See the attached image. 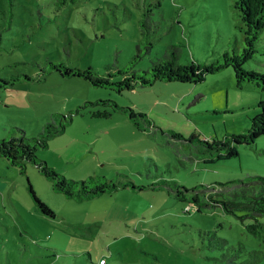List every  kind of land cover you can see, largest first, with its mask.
<instances>
[{"label":"rangeland","instance_id":"rangeland-1","mask_svg":"<svg viewBox=\"0 0 264 264\" xmlns=\"http://www.w3.org/2000/svg\"><path fill=\"white\" fill-rule=\"evenodd\" d=\"M233 1L0 0V138L13 135L14 127L32 137L51 113L73 110L65 130L38 156L68 178L125 180L122 173L144 186L75 200L55 191L34 164L22 173L0 156V264H99L101 258L106 264H226L224 250L210 247L216 236L244 244L237 261L251 249L264 250L237 215L219 206L196 210L174 191L177 184L264 175V135L239 145L237 156L214 161L216 151L192 137L245 132L264 91L254 83L237 86L231 66L200 82L158 80L117 91L63 75L49 63L92 66L120 80L118 69L141 72L172 44L182 63L213 61L234 43L242 48ZM256 48L244 67L264 72V32ZM9 77L16 79L5 85ZM98 99L144 111L154 126L143 122L140 129L124 112L92 116L96 105L74 111ZM29 183L55 217L39 210ZM253 264H264V257Z\"/></svg>","mask_w":264,"mask_h":264},{"label":"trees","instance_id":"trees-1","mask_svg":"<svg viewBox=\"0 0 264 264\" xmlns=\"http://www.w3.org/2000/svg\"><path fill=\"white\" fill-rule=\"evenodd\" d=\"M233 7L237 16L236 26L243 36L242 48L240 49L238 44L234 43L231 48L224 50L219 58L210 62L192 60L182 63L178 60V46L172 44L162 56L153 60L151 65L141 72L131 71L129 68L118 69V72L123 75L120 80H113L112 72H108L107 75L99 74L92 66L70 67L63 61H49V63L53 69L63 75L84 77L94 85L114 87L117 91L133 89L138 85H151L158 80L200 82L206 74L231 66L237 86L243 87L246 83H254L264 91V72L244 67V64L255 55L256 42L261 39L264 32V0H234ZM140 25L145 36L146 16L140 20ZM147 44V50H149L152 42L147 41ZM140 56L141 53L138 57ZM15 79L16 77L3 78V82L5 85L13 84ZM89 105L99 106L89 109L92 116L111 117L116 112H124L140 129L145 128L143 122L148 127L154 126L146 112L128 105H120L113 99L86 101L78 105L74 111L80 113ZM257 106L259 111L251 118V124L245 132L231 133L222 139L213 138L212 140L200 139L195 133L192 135L197 137L205 147L216 151L215 158H211L210 161L237 156L239 145L251 144L264 135V98L257 102ZM72 118L73 110L66 114L53 112L39 133L32 137H29L24 129L14 127L13 135L0 138V156L19 167L22 173L26 172L29 163L34 164L38 171L51 182L55 191L75 200L91 199L103 193H112L121 187H144L134 184L127 174L122 173L117 175L124 176L125 180L108 178L105 175H89L83 179L68 178L49 165L45 159L40 158L37 154L38 149L47 147L49 140L62 133ZM172 135L182 137L179 132H173ZM175 187L174 191L178 199L187 201L188 205L196 210L219 206L224 212L237 215L242 221H246V230L264 243V175H250L244 179L227 182L202 183L191 188L178 184ZM29 189L39 210L45 215L55 217L56 212L38 196L30 183ZM210 247L224 250L220 259L226 264H253L264 257V250L251 249L246 257L237 261V258L242 257L245 252L244 244L242 242L237 245L232 244L227 238L220 236H216L211 241Z\"/></svg>","mask_w":264,"mask_h":264},{"label":"built area","instance_id":"built-area-1","mask_svg":"<svg viewBox=\"0 0 264 264\" xmlns=\"http://www.w3.org/2000/svg\"><path fill=\"white\" fill-rule=\"evenodd\" d=\"M106 262V259L105 258H101L100 260H99V264H104Z\"/></svg>","mask_w":264,"mask_h":264},{"label":"crops","instance_id":"crops-1","mask_svg":"<svg viewBox=\"0 0 264 264\" xmlns=\"http://www.w3.org/2000/svg\"><path fill=\"white\" fill-rule=\"evenodd\" d=\"M104 264H106V262Z\"/></svg>","mask_w":264,"mask_h":264}]
</instances>
